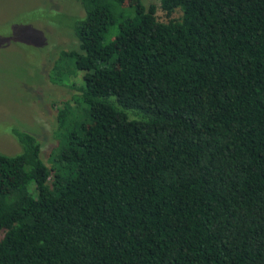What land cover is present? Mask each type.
<instances>
[{"label": "trees", "instance_id": "1", "mask_svg": "<svg viewBox=\"0 0 264 264\" xmlns=\"http://www.w3.org/2000/svg\"><path fill=\"white\" fill-rule=\"evenodd\" d=\"M57 144L0 154V264H264V0H79Z\"/></svg>", "mask_w": 264, "mask_h": 264}, {"label": "rangeland", "instance_id": "2", "mask_svg": "<svg viewBox=\"0 0 264 264\" xmlns=\"http://www.w3.org/2000/svg\"><path fill=\"white\" fill-rule=\"evenodd\" d=\"M156 8L158 0H141ZM81 17L79 0H0V154L20 152L11 129L30 133L47 164L57 144L56 104L73 90L49 82L48 73L59 51L77 49L70 17Z\"/></svg>", "mask_w": 264, "mask_h": 264}]
</instances>
